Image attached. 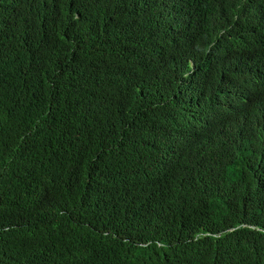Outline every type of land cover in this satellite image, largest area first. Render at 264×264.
Wrapping results in <instances>:
<instances>
[{"label":"trees","instance_id":"trees-1","mask_svg":"<svg viewBox=\"0 0 264 264\" xmlns=\"http://www.w3.org/2000/svg\"><path fill=\"white\" fill-rule=\"evenodd\" d=\"M0 264H264V0H0Z\"/></svg>","mask_w":264,"mask_h":264}]
</instances>
